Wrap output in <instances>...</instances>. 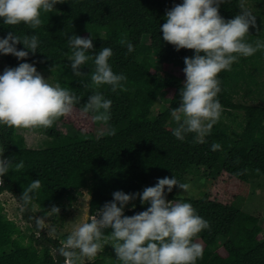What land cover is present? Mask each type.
<instances>
[{"label":"trees","instance_id":"1","mask_svg":"<svg viewBox=\"0 0 264 264\" xmlns=\"http://www.w3.org/2000/svg\"><path fill=\"white\" fill-rule=\"evenodd\" d=\"M181 2L65 0L56 5L57 10L42 11V25L35 30L24 23L4 24L0 18V37L8 32L21 37L34 32L40 41V51L21 60L12 54H0L5 65L14 67L24 60L34 62L55 83L58 81L61 87L81 97L72 111L105 127L99 139L93 131L78 126L72 127L73 134L63 133L57 123L66 122L67 114L56 119L50 128L36 127L48 140L38 148H28L15 128L0 126V145L5 146L3 155L8 158L15 155V162L23 160L25 165L20 171L9 170L0 183V194L9 192L18 201L24 219L39 234L31 236L35 244H25L24 233L0 206V264H65L66 255L60 253L62 244L45 234L37 214L54 211L51 208L61 205L64 197L72 198L74 191L87 190L88 212L92 215L112 199L115 190L142 191L145 186L154 185L158 177L172 175L186 182L189 174L199 168L204 169L202 174L211 182L202 196L179 197L181 189L176 186L166 195L169 200L189 201L209 221L210 227L194 238L204 249L197 264H264V224L236 206L237 199L247 195L246 185L251 176L264 177V104L244 102L247 98L255 101L263 93L256 72L262 70L264 51L240 57L231 70L218 74L217 99L222 112L205 142L197 143L193 133L187 134L183 141L176 139L171 132L176 126L171 109L179 104V89L185 78L183 58L192 56L193 50H175L172 44L163 41L159 25L164 23V13ZM218 11L225 19L241 14L242 0H225ZM262 21L261 17H255V26H249L246 41L254 44L263 37ZM89 32L95 36L94 48L90 51L99 52L104 46L112 48L109 63L114 72H122L127 77L122 82L123 88L112 91L110 85L97 88L92 84L91 58L80 69L86 74L73 76L67 61L71 54L68 36H88ZM122 39L134 45L132 53H127L126 47L120 44ZM17 48L23 45L17 43ZM169 67L174 69L173 73L162 75L161 70ZM94 91L112 101L108 121H95L93 113L81 111L88 95ZM236 95L243 101H237ZM158 99L167 102V106L151 115ZM241 111L244 114L239 118ZM213 142L221 148L212 151ZM37 178L42 187L25 206L20 199L23 188ZM134 203L135 208L125 207V215L148 206L141 205L138 197ZM104 232L107 234L110 229ZM83 264H118V261L115 254H105Z\"/></svg>","mask_w":264,"mask_h":264},{"label":"clouds","instance_id":"2","mask_svg":"<svg viewBox=\"0 0 264 264\" xmlns=\"http://www.w3.org/2000/svg\"><path fill=\"white\" fill-rule=\"evenodd\" d=\"M65 0H0V18L7 25L24 23L30 29L42 25L41 12H51L55 5ZM225 0H182L164 13V23L159 25L162 39L175 50L192 49V56H185L184 80L179 89V104L171 109L176 126L172 135L183 141L193 133L197 143H204L213 125L220 119L222 106L217 99L220 92L218 74L231 70L240 57L264 51V41L254 44L245 40L249 26H255V16L242 12L225 19L218 9ZM93 36L71 34L68 47L71 54L67 61L74 77H83L81 66L91 58L94 70L90 80L97 88L110 85L112 91L123 88L127 79L124 73L114 72L109 63L111 47L93 50ZM17 43L23 48L18 49ZM39 38L33 32L19 36L8 32L0 37V54H12L17 60L34 55L39 50ZM127 53L134 45L122 39ZM42 52V51H41ZM126 53V54H127ZM82 82V81H81ZM81 97L60 83H50L36 68L34 62L24 60L17 66H5L0 71V126L17 129L50 128L54 121L72 112ZM112 101L101 92L88 95L81 109L93 113V120L108 121ZM111 134V133H109ZM103 132L97 135L99 139ZM212 151L221 148L217 142ZM5 146L0 145V183L9 170L20 171L24 161L15 162V155L5 157ZM173 186L190 194L191 185L180 182L175 175L158 177L152 186L142 191L115 190L112 199L97 209L90 220L76 225L63 241L61 253L94 259L106 244L112 245L118 264H197L203 257V245L195 237L210 227L209 221L200 216L189 201L166 199ZM39 178L32 179L23 188L20 199L29 205L41 189ZM137 197L141 205L148 206L132 215H125V207L135 208ZM54 211L58 209L53 206ZM104 229H110L105 234ZM78 250V252L76 251ZM75 264V260L72 261Z\"/></svg>","mask_w":264,"mask_h":264},{"label":"rangeland","instance_id":"3","mask_svg":"<svg viewBox=\"0 0 264 264\" xmlns=\"http://www.w3.org/2000/svg\"><path fill=\"white\" fill-rule=\"evenodd\" d=\"M54 7H55L54 10H57L56 5ZM242 7H243V12L247 11L250 12L255 17L262 18L263 21L261 24V29H263L264 32V27H263L264 0H242ZM258 11L260 12L258 13ZM258 40L264 41V35ZM263 57H264V52H263ZM5 66H6L5 62L3 61V58L0 56L1 71L4 69ZM261 67L262 70L260 71V73L256 72L257 74L256 79L260 84V87L263 86L262 87L263 93L261 95V98H258L255 101L250 100L248 98L245 99L244 102L248 104H255V103L264 104V60L262 61ZM173 70L174 69L170 67L168 70L162 69L161 74L169 75L173 73ZM38 71L45 78H47L50 83H55L52 77L48 73H45L44 71L41 70ZM261 83L263 85H261ZM235 99L237 101L239 100L241 102L243 101L240 98V95H236ZM166 106H167V102L163 101L162 99H158L153 105L150 114L156 115ZM242 114H244L242 111L239 112V118H241ZM65 121L66 122L57 123L58 129H60L63 133L73 134L74 130L72 127L76 128V126H78L79 128H83L87 131H93L95 135H98L105 128L103 125L93 124L90 119L82 116L81 114L75 111H72L71 114H68L67 119ZM15 129L17 132L22 134L25 140V146L28 148H38L42 144H44L45 141L48 140V138L42 132L38 131L36 128H31V129L15 128ZM203 170H204L203 168H199L198 171L189 174V176L186 178V182L190 183L191 185L190 194L188 192H183V190H180L178 192L179 197L194 196L196 198L202 196L204 192L208 191L211 182L208 181L206 177L202 174ZM246 189L248 190L247 195L240 196L236 201V206H238L246 213L258 217L260 224H264V177L251 176L248 184L246 185ZM71 196L72 198L64 197V199L62 200V204L57 207L58 211H50L46 215H41L38 212V208L35 207V210L39 213L37 214V218L40 221V224L43 227L45 234L52 239H56L60 241L62 247H63V241L66 239L67 235L71 233L73 228L76 225L86 220H90L93 214H96L97 211L96 210L92 215L89 214L88 212L89 195L86 189L74 191L72 192ZM0 206L2 208V212L6 215V217L14 221L19 226L21 231L24 233L25 238L23 242L25 244L28 243L35 244V242H31L34 241L31 240V236L37 237L39 234L34 233V231L31 228L32 224L27 222L23 217L22 206L9 192H3L0 194ZM262 234H264V225L262 229ZM54 251H56L55 248ZM54 251H52V253H54ZM76 251L78 252V250ZM105 254L107 255L115 254L113 247L105 245L103 250L99 252L95 258L102 257ZM94 259L88 260L86 258L79 257L78 255L73 256L72 258V256L66 255L64 263L72 264V261L75 260V263L83 264L85 262H91Z\"/></svg>","mask_w":264,"mask_h":264}]
</instances>
